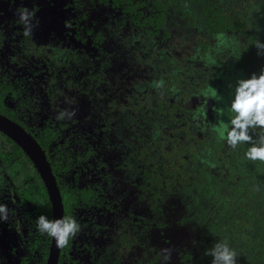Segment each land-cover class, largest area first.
<instances>
[{"label": "flooded vegetation", "instance_id": "flooded-vegetation-1", "mask_svg": "<svg viewBox=\"0 0 264 264\" xmlns=\"http://www.w3.org/2000/svg\"><path fill=\"white\" fill-rule=\"evenodd\" d=\"M206 1L196 10L194 0H0V115L38 143L51 170V164L67 165L65 172L52 170L60 183L91 173L116 191V246L98 264H158V241L169 244L173 264L207 257L211 245L200 246L206 232L197 239L188 227L201 211L182 192L197 189L199 197L207 184L225 183L226 171L208 165L203 154L215 151L216 136L222 139L230 85L252 74L237 66L236 55L250 33H262L251 31L246 18L260 9L251 0L252 9L244 12L245 2L236 7L247 27L239 38L208 35L201 16ZM18 6L35 10L38 24L30 37L16 22ZM227 35L241 39L236 48L222 40ZM62 111L74 115L57 119ZM228 149L224 162L233 164ZM168 158L173 165L163 167ZM169 167L172 175L165 173ZM157 171L159 181L153 179ZM205 172L216 179L204 180ZM40 183L32 159L0 130V202L10 210L0 223L2 264L29 263L40 241L34 227L45 200ZM96 183L84 188L94 190ZM104 187L96 194L98 206L106 204ZM207 224L209 232L228 231L215 220ZM172 231L180 234L170 239ZM67 250L60 249L57 264L66 263Z\"/></svg>", "mask_w": 264, "mask_h": 264}, {"label": "trees", "instance_id": "trees-1", "mask_svg": "<svg viewBox=\"0 0 264 264\" xmlns=\"http://www.w3.org/2000/svg\"><path fill=\"white\" fill-rule=\"evenodd\" d=\"M160 0H158L159 2ZM167 4H172L178 0H165ZM247 1V2H246ZM255 5L260 9H264V0L259 4L260 0ZM245 2V6L242 8L245 12L246 9H252L251 0H207L206 5L201 7V16L204 18V26L206 28V33L208 35H225L227 33H235L236 38L246 31V23L243 20V16L240 17L237 14V8L240 7L242 3ZM178 4L174 5V9L177 10ZM252 39H259L264 41V34H251L248 37L250 42L241 49L239 58L237 59V66L241 68H248L250 73H259L261 66L264 65V56H258L255 46L251 43ZM216 140L211 148L215 154H219L223 147V143ZM165 155L168 154L166 148H162ZM226 150V149H225ZM245 151V149H243ZM227 151V150H226ZM232 163H235L236 156H238L237 149H228ZM222 162L226 161L225 156L219 155ZM169 165H162L163 167L172 166L173 162L168 158ZM237 161V160H236ZM250 167L247 168L243 173L242 182L239 184L237 182L236 188L234 189L233 195L237 198L235 203V214L236 217L232 221H226L225 225L228 226V234L232 241L238 243L239 251V264H264V163L259 161H248ZM225 164H228L224 162ZM52 170L58 172H65L67 165L64 167L57 163L55 166L51 164ZM71 168L69 171H72ZM173 168L169 167V171L165 172L168 175L173 174ZM67 172V171H66ZM153 179L159 181L163 177L157 172L152 173ZM187 175V174H186ZM58 182V187L62 196L63 202V217L73 216V209L77 206L80 208L86 207H96L98 202L96 200V190L90 188L73 187L68 189L63 183H60L59 178L56 176ZM76 182V181H75ZM41 195L45 197L42 201L40 209L41 214L46 215L50 219V205L47 200L44 187L40 183ZM89 226H93L95 230L105 228L106 224H97L93 220H88ZM122 242L125 241V234L120 233ZM49 243V238L41 236L40 241L37 244L33 243L34 249L32 252L36 255L35 264H45V259L47 255V246ZM69 246V245H68ZM68 246L62 248L66 252ZM28 264V263H23Z\"/></svg>", "mask_w": 264, "mask_h": 264}, {"label": "rangeland", "instance_id": "rangeland-1", "mask_svg": "<svg viewBox=\"0 0 264 264\" xmlns=\"http://www.w3.org/2000/svg\"><path fill=\"white\" fill-rule=\"evenodd\" d=\"M205 0H194L195 3L191 4L192 9L198 8L199 5H201ZM247 21L249 25H251L250 29L251 31H256L264 34V9H258L254 8L249 11V13L246 16ZM178 27L182 28V24L180 22H176ZM227 41V43L230 42L232 45H237L240 43L241 39H236L232 35L225 36L222 40ZM230 46V48H231ZM232 48H236V46H232ZM186 68V67H185ZM241 78V76H240ZM243 78V74H242ZM229 102V99L227 100V104ZM231 118V113L229 111L228 105L225 107V124H227L228 120ZM80 124L84 125V120L80 122ZM92 123L90 122V125ZM89 126L87 128L89 129ZM92 127V125H91ZM216 140H221L223 143V147L220 150L219 154H215L212 151H207L203 154L204 158L207 160L208 165L215 167L219 166L224 171H226V174L224 176V180L226 179L225 183L222 184L220 181H216V185L207 184L206 185V192L204 194H201V196L196 197L198 195L197 189L193 188H187L182 193V196L187 195V197L193 202V205H196L200 211L201 216L199 218L195 217L191 219L188 222V227L191 230L192 236L197 239H199L198 235L202 233V231H205L206 234L203 237L202 240H200V246L207 247L212 245L214 241L218 238H226L230 245L234 247L238 251V243H235L234 240L232 241L231 237L228 234V231L222 229L218 231V228H216L215 231H208L207 228V221H214L219 226H224L226 221H232L235 217V203L238 201L237 198L233 195L235 192L234 189L236 188L237 182L243 178L244 171L250 167V164L248 160H246L243 156L244 150L246 146H242L237 149V155L238 159L236 164H224L221 162V159L219 158V155L224 156L226 154L225 149H228V147L223 142V139L219 138V136H216ZM118 146V143L116 144ZM118 149V148H116ZM233 150V149H232ZM236 150V149H235ZM114 163V162H113ZM94 176L96 174L89 173L88 176L80 177V182L73 181L72 175H69V181L63 180V184L67 186L68 189L73 187H81L84 186V184H91L92 182L96 181L94 180ZM205 179L209 183L212 182L216 177H212L208 172H205ZM64 177V176H63ZM203 183H201V186ZM104 187V185L101 182H97L92 187L94 190L100 192V188ZM103 192V196H101L102 200L106 203L105 205H100L98 207H86L80 208V206H77L73 209V213L75 215V218L80 224V231L77 233L75 238L71 240L69 247H68V253H67V261L64 264H98L102 259L108 258L113 250H114V237L112 233V222H113V211L117 208L116 207V201L114 198V195L116 194V191L114 189L110 188L109 185H105ZM127 192H125L126 194ZM124 194V195H125ZM225 204V206L222 208V210H225L224 216H218L217 210H220L222 205ZM42 205V200L40 201V204L38 208ZM34 210V206H33ZM88 220H93L97 224H106L105 228H101L99 230H95L93 226H89ZM32 222V221H31ZM216 224V225H217ZM32 229V228H31ZM218 231V232H217ZM39 234V233H37ZM40 234V238H41ZM193 241V240H192ZM211 241V243H209ZM208 242V243H207ZM192 242H190L191 244ZM205 251V249H204ZM239 253V251H238ZM36 254L33 252H29L28 254V264H35L36 259L34 256ZM207 259V263L209 264L210 258L207 257H200L197 261L199 264H201L203 261ZM15 261L18 262L17 258H15ZM11 264H13L11 262ZM15 264V263H14ZM173 264V263H169ZM176 264V263H174ZM182 264V263H180ZM185 264H191V263H185Z\"/></svg>", "mask_w": 264, "mask_h": 264}, {"label": "clouds", "instance_id": "clouds-1", "mask_svg": "<svg viewBox=\"0 0 264 264\" xmlns=\"http://www.w3.org/2000/svg\"><path fill=\"white\" fill-rule=\"evenodd\" d=\"M16 0H9L15 3ZM16 22L22 28V35L30 37L38 24L35 10L18 6L15 10ZM251 27V25H249ZM258 56H264V41L252 39ZM239 55H236L238 57ZM231 92L228 108L231 118L221 125L222 139L229 149L245 147L243 156L248 161L264 163V68L247 78L237 77L230 85ZM73 112H60L57 119L71 117ZM10 210L0 202V223L8 221ZM37 233L51 238L58 248L67 247L80 231V224L73 216L49 219L40 214L34 220ZM210 257L209 264H239V253L226 238H218L204 251ZM171 250L162 248L159 251L158 264H169ZM2 264V261H0Z\"/></svg>", "mask_w": 264, "mask_h": 264}, {"label": "water", "instance_id": "water-1", "mask_svg": "<svg viewBox=\"0 0 264 264\" xmlns=\"http://www.w3.org/2000/svg\"><path fill=\"white\" fill-rule=\"evenodd\" d=\"M0 130L4 131L12 138L24 151L25 153L32 159L34 162L43 185L45 187L46 195L48 201L50 203L51 210V219L61 218L63 217V202L62 196L55 179V175L53 174L51 167L48 163L46 155L38 143L31 138L28 134H26L18 125L9 121L8 119L2 117L0 115ZM179 231H172L170 233L169 238H175V236L179 235ZM175 235V236H174ZM161 241H158V245L161 248H168L169 244L161 245ZM60 249L55 246L54 242L50 238V242L47 249V255L45 259V264H57L60 254ZM172 255L169 263H172Z\"/></svg>", "mask_w": 264, "mask_h": 264}]
</instances>
